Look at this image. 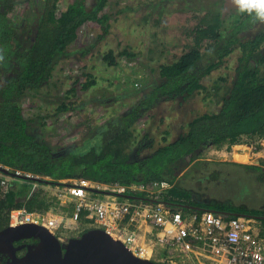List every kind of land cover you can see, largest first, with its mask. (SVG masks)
<instances>
[{"label":"trees","instance_id":"trees-1","mask_svg":"<svg viewBox=\"0 0 264 264\" xmlns=\"http://www.w3.org/2000/svg\"><path fill=\"white\" fill-rule=\"evenodd\" d=\"M38 1L37 6L29 0L24 8H17L16 0H0V166L53 183L89 181L101 185H129L165 180L172 187L161 195L163 202L214 213L264 217V206L259 209L234 206L213 198L208 189L200 185L207 177L219 180L218 172L205 174L201 180L197 178L192 189L181 183L186 174L179 178L182 170H190V167L193 170L194 161L208 150L230 151L239 144L250 145L255 153L263 148L264 27L246 39L240 37L246 26L258 20L254 15L242 13L240 20L234 21L228 29L223 28L222 0H196L203 14L193 16V27L179 33L181 44L171 46L158 38L155 48L148 50L149 59L154 58L150 56L154 51L157 57L167 53L173 57L179 51L170 63L159 64L153 70H157L155 85L138 89V98L129 110L107 120L98 131L92 129L91 136L84 139L81 147L76 145L74 149L58 152L49 141L53 132L47 123L51 116L30 118L24 114L22 100L49 85L60 60L69 61L70 49L77 43L81 28L95 23L101 32L97 33L96 42L75 52L78 61L87 57L95 43L108 35L111 26L105 10L109 0H91V3L72 0L64 8L59 5L62 0ZM19 9L24 10L25 18L20 27H12L9 15ZM129 9L124 6L121 10ZM30 18L33 20L29 24ZM235 52L238 57L232 76L212 79L210 84L202 83L212 72L226 66ZM122 57L132 60L138 54L129 47L117 55L109 49L102 60L114 67L116 59ZM83 77L82 82L77 79L71 86L62 87L63 98L54 110V117L73 111L83 101V96L75 99L78 90L85 94L99 86L93 75L83 74ZM196 95H202V102L213 100L218 109L203 113L186 110L189 115L194 114L183 121L177 133L170 124L161 129L166 116H158L156 110L162 106L183 107ZM231 165L254 175L256 184H264V160L257 165ZM136 197L145 198L144 194ZM53 206L58 207L56 200L43 191H32L29 182L10 183L8 192L0 193V231L8 227V215L13 209L45 212ZM168 207L184 213L202 212ZM222 216L225 219L236 217ZM257 221L259 235L264 238V219ZM93 228H83L80 235Z\"/></svg>","mask_w":264,"mask_h":264},{"label":"rangeland","instance_id":"rangeland-1","mask_svg":"<svg viewBox=\"0 0 264 264\" xmlns=\"http://www.w3.org/2000/svg\"><path fill=\"white\" fill-rule=\"evenodd\" d=\"M27 1L29 0H17V8L25 6ZM87 1L91 3V0ZM195 1L109 0V5L105 10L109 15L111 26L108 35L100 42L95 43L96 45L93 46L87 57L78 61L75 52L96 42V35L101 32L95 23L81 28L77 43L70 49L72 55L69 61L60 60L49 85L38 93H31L33 97L22 100L24 114L30 118L51 116L47 123L49 126L51 125L50 128L53 132L49 141L57 148L58 152L68 150V148L74 149L76 145L81 147L84 139L91 136L92 129L98 131L100 127L103 128L107 120L117 118L129 110L138 98L136 92L138 89L143 90V88L155 85L157 70L155 72L153 70L158 68L159 64L170 63L179 51H176L173 57L168 53L163 57H157L158 53L154 51L150 54L154 58L149 59L148 50L152 47L155 48L158 38L164 43L168 41L171 46L176 43L177 45L181 44L182 39L179 33L189 31L195 24L193 16L203 14V9H200L201 6ZM38 2V0H32V4L36 6ZM71 2L72 0H62L59 5L64 8ZM124 6L130 7V9L123 12L121 9ZM222 10L223 28L227 29L234 21L240 20L242 13L245 14V12L239 11L236 0H222ZM22 20L23 18L18 20L11 18L10 24L12 27H20ZM32 20L30 18L27 22L30 24ZM261 27H264V20L258 19L250 26H246L240 37L246 39L247 36L258 32ZM128 47L132 52L138 54L137 58L132 60L125 57L118 58L116 59L117 65L114 67L107 66L102 60V55L107 50L111 49L117 55ZM236 54L237 52L232 55L226 66L212 72L209 77L203 79L202 83L210 84L212 79L232 76V69L236 66L238 57ZM84 65L85 68H82ZM83 74L93 75L99 82V86L85 94L78 90L75 99H80L83 96V101L78 103L73 111L54 117V110L63 98L62 87L71 86L77 79L82 82ZM77 88L79 89V86ZM201 99H203L202 95H196L183 107L178 105L160 107L156 110L158 116H166L161 129L170 124L174 129L173 132L177 133L183 121L186 122L194 114L190 112L189 115V110L203 113L218 109L213 100L207 99L202 102ZM137 128H141V124ZM211 150L204 152L198 160L194 161L193 170L190 167V170L186 168L180 172L179 178L186 174L181 183L192 189L196 183L194 180H201L205 174L218 172L219 180L216 177L210 179L207 177L200 184L208 189L213 198L226 201L234 206L243 205L249 209H259L264 206V184H256L254 175L248 174V171L246 172L243 168L231 165L232 163L257 165L258 163L254 164L250 161L249 152L241 151V147H235V149L232 147L230 151ZM224 173H227L225 178ZM222 180L224 181L222 182ZM53 208L59 210L58 207L53 206ZM88 226L90 227V225ZM82 229L79 226L76 229L67 230L61 236L62 242L72 237H78Z\"/></svg>","mask_w":264,"mask_h":264},{"label":"built area","instance_id":"built-area-1","mask_svg":"<svg viewBox=\"0 0 264 264\" xmlns=\"http://www.w3.org/2000/svg\"><path fill=\"white\" fill-rule=\"evenodd\" d=\"M18 181L0 174V193L6 194L10 183ZM29 183L32 191H43L53 197L59 210L13 209L8 215L10 227L41 226L62 241L64 232L76 229L84 219L90 221L91 227L121 241L138 258L149 259L154 247L167 249L166 257L155 261L160 264H264V238L260 237L259 223L253 218L225 219L211 211L184 213L163 203L113 195L144 194L145 198L161 201V195L172 187L168 181L129 185L70 181L71 187ZM93 190L111 194L102 195ZM69 207L70 211L65 210ZM147 224L156 229L149 245L142 232Z\"/></svg>","mask_w":264,"mask_h":264},{"label":"water","instance_id":"water-1","mask_svg":"<svg viewBox=\"0 0 264 264\" xmlns=\"http://www.w3.org/2000/svg\"><path fill=\"white\" fill-rule=\"evenodd\" d=\"M0 174L23 182L39 183L43 185H56L71 187L73 185L65 182L53 183L41 180L38 177L26 176L17 172L9 171L0 166ZM98 194L107 195L110 192L93 190ZM115 196L127 199H136L146 202L163 203L168 206L197 211H209L199 207L182 204H171L159 200L141 198L132 195ZM219 215H234L236 217H247L255 220L264 219L261 216H240L239 214L215 212ZM37 240L36 245L28 246L27 253L21 257L10 254L11 264H160L149 259L138 258L119 240L110 237L100 228H93L83 232L78 237L69 238L62 242L45 228L36 225H20L17 227H6L0 231V254L13 253V243L22 240ZM19 249V248H18Z\"/></svg>","mask_w":264,"mask_h":264},{"label":"crops","instance_id":"crops-1","mask_svg":"<svg viewBox=\"0 0 264 264\" xmlns=\"http://www.w3.org/2000/svg\"><path fill=\"white\" fill-rule=\"evenodd\" d=\"M24 7L25 6H23V8ZM9 18H10V20H11V18L17 19V20L19 18H25L24 10L19 9L17 12L14 11L13 15L12 14L9 15ZM0 54H1V48H0ZM262 145H263V148L259 152H256V153L253 152L252 147L250 145H245V144L235 145V146H233V149H235V147H241L242 148L241 151H244L246 153L249 152L248 154L250 157V161L252 163L256 164V163H259L260 160H264V142ZM211 151H218V150L212 149ZM89 224H90V221L83 220L80 224L77 225V227L82 226V228H87V227H89L88 226ZM142 232L145 236L146 243L149 245V242L153 241L155 238V234H156L155 227L152 224H147L146 226L143 227ZM166 255H167V249H165V248L163 249L160 247H154L151 250V257H149V259L152 261L160 262L166 257Z\"/></svg>","mask_w":264,"mask_h":264},{"label":"clouds","instance_id":"clouds-1","mask_svg":"<svg viewBox=\"0 0 264 264\" xmlns=\"http://www.w3.org/2000/svg\"><path fill=\"white\" fill-rule=\"evenodd\" d=\"M239 11L248 12L255 18L264 20V0H236Z\"/></svg>","mask_w":264,"mask_h":264},{"label":"flooded vegetation","instance_id":"flooded-vegetation-1","mask_svg":"<svg viewBox=\"0 0 264 264\" xmlns=\"http://www.w3.org/2000/svg\"><path fill=\"white\" fill-rule=\"evenodd\" d=\"M181 174H179L180 176ZM37 240L30 239V240H22L13 243V249L16 250L13 253H2L0 254V264H11L12 260L10 259V254H14L15 257L21 258L27 253V247L36 245ZM19 248V249H18Z\"/></svg>","mask_w":264,"mask_h":264}]
</instances>
